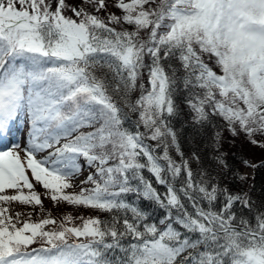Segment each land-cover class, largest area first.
<instances>
[{"label": "snow or ice", "instance_id": "6c2138e0", "mask_svg": "<svg viewBox=\"0 0 264 264\" xmlns=\"http://www.w3.org/2000/svg\"><path fill=\"white\" fill-rule=\"evenodd\" d=\"M224 132L264 149V0H0V264H264Z\"/></svg>", "mask_w": 264, "mask_h": 264}, {"label": "trees", "instance_id": "16d2710c", "mask_svg": "<svg viewBox=\"0 0 264 264\" xmlns=\"http://www.w3.org/2000/svg\"><path fill=\"white\" fill-rule=\"evenodd\" d=\"M68 2H74V0H68ZM186 119L187 116L184 117V120ZM182 124L183 120L177 121V128H180ZM224 137L225 139L223 141L221 151L227 153L226 159L228 160L230 165L237 169L243 176H245L243 174V160H248L250 163L257 165V167L254 168V175L252 177L246 176V182L230 183L229 181L225 180L222 181V183H229L230 189L233 192L248 191L252 198L258 204L264 202V149L248 143L243 136L232 138L227 132H224ZM181 145L186 154L193 147H199L203 150V152H207V149L203 148V142L198 137L194 139V133L190 125L183 127V131L181 132ZM173 155L175 154L173 153ZM193 168H195V165H193ZM251 185H254V187H250ZM36 191L39 192L42 196L44 208L43 213H41L39 208H35V210H33L32 208L23 205H20L19 210L14 212H21V210L23 211L21 213L31 212L33 221H37L43 218L48 213H51L52 217L57 219L62 218L65 214L68 213H71L74 216L83 215L85 217L97 214L92 210L84 208L73 209L71 206H68L66 204H54L50 199L46 197L45 190L39 191L36 188ZM14 205L15 204L11 206V210H13L12 207Z\"/></svg>", "mask_w": 264, "mask_h": 264}, {"label": "rangeland", "instance_id": "374dc122", "mask_svg": "<svg viewBox=\"0 0 264 264\" xmlns=\"http://www.w3.org/2000/svg\"><path fill=\"white\" fill-rule=\"evenodd\" d=\"M243 174L245 175V176H247V177H252L253 175H254V168H252V167H246L245 165H243ZM87 176V174L84 176V177H81L80 179H84L85 177ZM39 191H41V190H44L41 186H39V185H37V187H36ZM19 206L20 205H17V204H15L12 208H13V212L14 211H18L19 210ZM21 212H23L22 210H21Z\"/></svg>", "mask_w": 264, "mask_h": 264}]
</instances>
